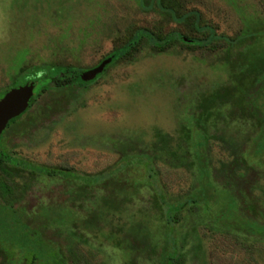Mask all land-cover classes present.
I'll use <instances>...</instances> for the list:
<instances>
[{
  "label": "rangeland",
  "instance_id": "obj_1",
  "mask_svg": "<svg viewBox=\"0 0 264 264\" xmlns=\"http://www.w3.org/2000/svg\"><path fill=\"white\" fill-rule=\"evenodd\" d=\"M168 1L180 12L198 10L200 23L227 37L252 29L264 31V0ZM141 27L202 37L192 19L177 23L155 0H0V90L32 65L95 67ZM257 36L264 43V32ZM227 52L224 41L214 49L177 40L161 50L143 39L131 59L111 64L91 85L39 97L23 116L32 120L26 126L29 138L12 144L15 153L89 175L119 167L125 154H152L173 200L184 199L200 187L198 162L203 160L210 180L224 192L223 206L227 204L228 210L224 223L210 218L211 209L207 213L203 204L182 211L175 224L180 264H264V168L253 171L242 165L239 169L234 162L242 142L254 133L252 120L231 115L230 109L211 117L205 124L207 144L200 137L191 142L194 156L186 158L196 159L191 170L157 145V130L179 141L184 128L197 129L194 119L204 96L230 81ZM121 174L140 187L125 183L131 189L118 195V201L110 199L103 183L85 191L80 183L26 175L15 179L19 189L12 204L35 227L45 225L47 245L55 256L63 253L67 264H159L158 257L150 255V245L160 248L166 228L146 173L134 165ZM124 194L130 199L124 200ZM218 200L211 208L218 209ZM92 213L99 216L97 234L82 224ZM125 236H129L126 242L145 237L150 245L137 254L127 243L117 244ZM0 239L8 248L11 241ZM29 245L16 243L14 258L21 253L31 257Z\"/></svg>",
  "mask_w": 264,
  "mask_h": 264
},
{
  "label": "trees",
  "instance_id": "obj_2",
  "mask_svg": "<svg viewBox=\"0 0 264 264\" xmlns=\"http://www.w3.org/2000/svg\"><path fill=\"white\" fill-rule=\"evenodd\" d=\"M155 1L160 9L167 12L177 23L188 22L192 19L193 27L199 33H202V37L188 38L190 36L176 30L163 34L162 32H154L146 27L137 28L122 45L115 48L99 62L101 63L104 59L111 58L104 71L91 80H84L81 75L85 69L74 65L45 63L26 67L18 73L6 89L0 90L1 98L11 88L22 87L28 84L34 85V94L29 105L21 113L11 118L6 128L26 114L34 106L39 97H43L44 94L62 90H73V87H86L96 82L111 64L119 60L131 59L143 39L149 41L153 47L161 50L177 40L189 46H211L214 49L224 41L228 44V52L225 58L230 67L229 83L204 96L202 102L199 104L201 112L194 119L197 129L192 131L191 128H184L183 135H181L179 141L173 135L157 130L156 134L159 137L157 145L159 144L158 148L168 151V157L171 156L172 160L181 163L184 167L191 170L196 161L195 158L187 160L194 156L190 148L192 140L195 137H200L203 144H207L208 136L205 124L215 114H225L230 109L231 115L238 114L244 120L246 116L250 118L252 120V127L254 128V133H251L244 140L245 142H242L239 156L235 158L234 162L238 164L239 169H241L242 165L253 171L264 168V43L258 36L256 37V34L264 31L262 29H252L243 32L235 38L227 37L226 35L218 34L212 25L200 23L201 14L198 10L180 12L174 2L170 3L168 0ZM151 155H148V153L125 154L123 164L119 167H114L112 170L107 169L105 172L95 175H85L78 172H68L64 169L47 167H34L35 170L33 171L43 176L59 177L68 182L80 183V187L85 191L88 190L87 186L91 187L101 183L106 184L109 192H111L110 199L118 201L116 200L118 195H121L125 190L131 189V187H128L129 184L126 186L125 183L132 184L126 177H120L122 175L121 172L130 166H141L146 173L148 184L153 192L154 206L158 209L166 228L164 242L160 248L155 244L150 245L149 240H144L145 237L142 238V236H135L133 242H126L129 236L117 239L116 242L118 245L127 243L126 247L137 252V254L145 251V247L150 245V255L151 257H153L152 255L158 257L159 264H180L182 253L178 247L175 224L182 211L188 205L203 204L206 212L209 208L211 209V212H207L211 216L210 218L223 222V217L228 207L227 204L223 206L221 194L224 195V192L217 190L215 181L210 180V172L206 169L207 167L204 165L203 160L198 162L200 164L199 174L202 179L200 180V187L195 188L194 192L190 196L184 197V199L173 200L168 197L167 191H165L166 189L160 179L159 169L153 164V155ZM156 157H158L157 154ZM13 160V162L9 161L12 165L7 164L5 162L6 156L0 151V237L11 241L8 248H5L7 246L1 244L0 239V264H12V262H14L13 264H20L19 261L21 259H25L27 264H67L63 253L59 252L55 256L53 254L54 250L47 245L43 233L45 225L42 224L40 228L35 227L32 225L31 220L23 219V215L14 208L12 199L16 197V192L19 189L17 183H14V176H21V169H29L30 165L24 161ZM10 181L12 184L9 183ZM131 186L137 190L140 187L139 183L132 184ZM125 195L127 194H124V200L130 199V195ZM216 198H219L217 201L219 207L218 209H213L211 208V203ZM251 205L253 203H250L249 206L251 207ZM98 219V214L92 213L82 221L83 227L91 228L92 233L97 234L96 229L99 230V228H96V222H98ZM227 221L225 220V223H229ZM235 223L240 224L239 222ZM19 241H23V243L27 241L31 245L27 248V252L32 251L31 257H26L28 253H21V256L14 258V251L17 249L14 245ZM40 251L44 252L43 255H39Z\"/></svg>",
  "mask_w": 264,
  "mask_h": 264
},
{
  "label": "water",
  "instance_id": "obj_3",
  "mask_svg": "<svg viewBox=\"0 0 264 264\" xmlns=\"http://www.w3.org/2000/svg\"><path fill=\"white\" fill-rule=\"evenodd\" d=\"M111 58L104 59L101 63L85 70L82 73L84 80H91L103 72ZM34 94V85L28 84L22 87L11 88L0 98V135L6 128L9 120L27 108Z\"/></svg>",
  "mask_w": 264,
  "mask_h": 264
},
{
  "label": "flooded vegetation",
  "instance_id": "obj_4",
  "mask_svg": "<svg viewBox=\"0 0 264 264\" xmlns=\"http://www.w3.org/2000/svg\"><path fill=\"white\" fill-rule=\"evenodd\" d=\"M23 116L21 118H19L18 120H16L14 123H12L10 126H8L2 132V134L0 135V151L3 152L4 155L6 156V161L5 162L7 164L12 165V163L9 162V161L13 162L14 161L13 159H15V160H18L19 162H21V161L23 162L24 161L26 163H29V165H30L29 169H21V172H20L21 176L15 175L14 176V181H15L16 178L24 177L26 175H29L30 177H37V176L41 177V176H43L42 174H40V173H38L36 171H33V170H35L34 167H36V168L47 167V168L64 169V170H67L68 172L72 171L74 173L75 171L68 170L67 168L46 166V165H43V164H39V163L33 162L29 158H26V157H23V156L20 157V156H18L15 153V150H14L12 144L13 143H18L19 141H21V140H19L21 138H23V139H25V138L28 139L29 138L28 135H27L26 126L27 127L30 126L32 124V120H31V118L30 119L29 118L23 119ZM17 166L21 167L20 165H17ZM78 173H80V172H78ZM82 174H84V173H82ZM85 175H87V174H85ZM47 177H50V176H47ZM53 178H59V177H53ZM62 180H64V179H62ZM69 183H72V181L69 182ZM89 187L90 186H87V188H89Z\"/></svg>",
  "mask_w": 264,
  "mask_h": 264
}]
</instances>
